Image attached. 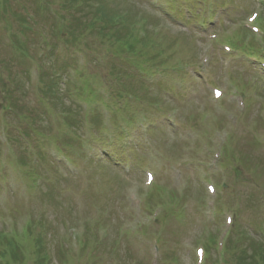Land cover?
<instances>
[{
    "label": "rangeland",
    "instance_id": "obj_1",
    "mask_svg": "<svg viewBox=\"0 0 264 264\" xmlns=\"http://www.w3.org/2000/svg\"><path fill=\"white\" fill-rule=\"evenodd\" d=\"M34 1L0 0L1 25L4 24L13 38L16 37L21 42L29 57L36 58L27 62L28 59L20 55L18 46L15 48L17 54L11 56L13 47L10 46L9 52L0 42V75L9 74L10 79V85L5 88L7 96L3 102L4 105L6 103L14 105L17 112L15 117H12L14 113L9 115L4 110L0 112V124L5 126V128L0 126V231L7 232L13 228L12 232L21 235V232L30 225L32 233L40 237L42 247L48 254L42 255L43 258H49L50 264H60L64 260L72 261L70 264H115L111 262L149 264V257L153 253L149 251L153 238L161 240L164 264H195L193 247L197 240L204 236L207 229L212 227L210 233L215 235L217 233L215 226H222V218L218 215L214 223H209L214 218L212 212L207 211L208 209L206 211L198 209L199 202L203 201L202 199L208 200L210 196L202 192L197 183L200 178L209 177L218 192L226 196L229 205L232 198L239 200L237 203L239 216L235 228L240 231L242 237L236 243L237 251H231L229 261L225 263L238 264L233 260V256L238 252H244L246 264L250 263L249 256L254 253V248L264 250V235L260 233L262 228L264 229V202L260 200L259 203L258 200V198L264 200V147L263 149L257 147L254 144L257 139L249 134V131L257 127V132L253 131L256 132L258 140L264 135V121L258 118L261 108H264V79L254 67L241 71L246 66L248 54L243 52L233 61L232 71L235 72L236 86L244 91L241 96L249 94L252 112L245 113V118L239 116V120L233 125L234 121L230 122L224 110L214 109L196 71V63L201 55L205 52L210 53L212 62L204 76L211 81L209 82L211 85L225 84L226 78L221 75V71L229 68L227 62L218 57L217 50L209 44L205 32L201 33L195 25H190L191 22L188 23L190 26H183L176 21L181 27L178 29L159 17L160 8L161 11L167 9L166 0H81L83 6L78 8L74 7L75 2L67 3L65 0H36L38 5L47 11L54 9L63 18V26L56 24V17L52 14L54 11L50 14L46 11L49 16L46 18L47 22L41 21L34 11L36 10ZM167 1L171 2L174 12H179L180 15L176 13L177 16L184 21L188 20L186 13H191L196 17H205V23L212 22L209 33H216L219 29L224 32L231 24H237L254 9L262 10L264 15L262 6L264 0H213L214 15H208L205 11L206 0ZM89 3H92V6L88 7ZM89 9L90 11H87ZM114 16H119L120 20L113 18L114 27L111 22V28L107 29L106 22ZM145 16L152 18L155 25L145 27L148 34L145 40L150 38L153 44L146 45L142 50L131 51L133 42L129 39H134L135 28H139L135 23L139 21L138 17ZM96 18L101 19V25H93L92 21ZM128 19L131 23H128ZM170 21L173 22L172 19ZM125 25H128L127 32L120 33L124 31L122 27ZM153 28L160 29L159 37L152 35ZM34 29L40 30L41 36L35 33ZM99 32L105 37H100ZM0 33L3 39L7 38V31L1 29ZM79 34L84 35L82 38L84 48L88 46V36L90 40L97 36L95 42H98L99 46H96V52L91 53L92 56H87V52H81V55L76 54L78 59L72 61L64 56L61 50L75 53L78 50L77 46H80L76 36ZM240 34L246 35L242 30ZM195 35L196 41L193 38ZM12 36L10 35V38ZM34 41L40 43L39 53L43 56L42 60L37 58L38 49H34L32 44ZM101 49L108 52H129L132 57L129 62L134 64L136 63L133 59L137 61L144 58L150 65L173 67L183 65L180 71L183 82L179 80V84H173L172 80L177 78L174 74H166L165 77L156 73L151 76H140L137 68L127 66L128 62H125V65L113 63L109 55L106 57L105 65L100 66L95 63L94 56H100L103 53ZM92 50L93 48H90L89 51ZM35 60H41L40 78L43 87L48 83L47 91L51 101L41 99L42 94L33 87L36 80L33 71L30 70L29 73L28 68L30 69ZM69 61L78 69L89 65L91 69L95 63L97 67L100 66L95 71L103 76L107 74L104 67H108L106 69L109 71L114 68L113 71L120 73L123 78L120 79L117 73H113L111 77L117 84L109 85L114 87L113 91L118 98L115 101L120 105L111 107L109 101L105 102L104 97L99 101H94L86 95L73 97L76 103L71 110L74 113L71 111L67 116L70 126H66L59 133L60 118L57 113H61L62 110L70 111L67 104L71 102L69 99L66 102L62 89L68 86V77L62 73V69H65L62 64ZM90 78L89 74L83 76L81 85L77 87L78 93L96 96L97 93L92 89H102L98 86L99 81H94L91 89L88 85ZM0 80L8 83L2 78ZM122 103L126 113L124 110L123 112L115 110L121 108ZM246 103L249 109V101L246 100ZM225 104H222V108ZM209 105L213 107L212 112ZM8 107L7 105L5 110ZM202 107L207 116L204 119L199 114ZM169 111L175 112L169 116L175 121L174 127L167 124L165 113ZM141 118L145 123L140 122ZM236 119L238 117L234 118ZM252 121L255 124H250ZM85 125L91 129L83 136L82 129ZM139 125L144 128L149 126V133L144 128L140 132ZM116 128L119 140L116 139L118 138ZM5 129L4 136L2 132ZM190 129L197 130L194 133L196 144L193 145L185 142L187 140L185 130ZM102 132L112 138L111 142L106 139L108 144H113L112 148L105 147L103 143L106 141L101 143L97 139L90 140L91 134L99 139L103 138ZM223 133L229 139L228 150H231V155L224 151L223 158L228 164L227 169L225 171L218 167L215 171L213 169L215 162L210 157L212 152L215 153L213 147L219 144L217 138L223 136ZM212 137L214 141L206 144L204 138ZM55 138L58 150L66 153L79 171L76 176L63 173L61 171L63 169L57 167L56 161L50 157L49 150L55 149L52 144ZM105 150L111 155L109 158L101 156ZM155 150L163 152L172 167H179L174 166L173 161L180 160L184 163L185 159L190 158L191 162L201 165V168H194L193 177L189 173L185 174V168L181 167L182 176L177 179L170 165L158 161L154 155ZM179 152L182 157H178ZM209 152L211 153L207 156ZM95 154L98 155L101 164L89 159ZM20 157L25 159L34 179H38L39 182L43 180L42 185L35 186L32 182L30 188V184L22 177L23 174L17 167ZM144 162L152 164V167H155L153 171L158 168L161 170V175L159 173L157 175L158 179L162 180L160 185L158 184L162 189V195L157 198L160 192L153 193L150 190L152 198L156 200L155 204H163L164 198L172 204L180 203L179 206H173L169 202L166 211L163 212L162 223L156 227L153 226L154 222L147 223L146 218H142V214L140 215L138 209L134 207L137 198L143 196L140 167ZM235 163H239V166ZM124 166L131 170L128 175L123 172ZM15 169L16 188L28 183L29 189L24 198L18 197L16 189L9 187ZM236 170L239 182L233 179ZM252 183L254 184L250 185ZM222 186L225 187L221 188ZM130 189L135 190L127 194ZM144 199L145 206L147 203L149 208L147 213H150V209L155 205L145 195ZM226 211L235 217V213L228 206H223L222 213ZM98 222L100 225H95ZM120 225L122 227H119ZM118 228L121 229L120 233ZM95 229L105 230L106 236L102 241L98 238L100 230L97 231V241L101 242L103 248H98L97 253L93 254L89 243L96 242ZM86 230H89L90 240L84 242L85 251L83 249L80 255L76 254L79 242L86 238V236L83 238ZM123 233L134 234L136 240H128ZM142 235H146V238ZM235 237L233 235L232 239ZM2 240L4 239H0L1 250L10 251L12 247ZM132 242L135 243L130 245ZM23 246L15 250V254L9 252V258L5 257V260L7 259L10 264H30V255L35 256L32 251L34 244L30 243V249ZM102 250L105 254H100ZM70 252L73 253V257ZM215 259L220 260L219 254L215 250H209L207 264Z\"/></svg>",
    "mask_w": 264,
    "mask_h": 264
},
{
    "label": "trees",
    "instance_id": "obj_2",
    "mask_svg": "<svg viewBox=\"0 0 264 264\" xmlns=\"http://www.w3.org/2000/svg\"><path fill=\"white\" fill-rule=\"evenodd\" d=\"M76 1L77 0H75V1L70 0V3H73V2H76ZM90 6H92V3H89L88 7H90ZM87 11H90V9L87 10ZM149 42L150 41H148L147 43H149ZM34 238H35L34 245H35V247L37 248V251H38L37 252V256L38 257H37V261L36 262H37V264H43V261L41 260V257H42V255L45 254L44 253L45 251L43 252L42 242H40L39 237H34ZM10 242H9V244H12V242L11 243ZM9 252H12L13 254H15V248L12 247V249ZM236 259H237L238 263H245L247 261V258L244 255V252H240L239 254H237Z\"/></svg>",
    "mask_w": 264,
    "mask_h": 264
},
{
    "label": "snow or ice",
    "instance_id": "obj_3",
    "mask_svg": "<svg viewBox=\"0 0 264 264\" xmlns=\"http://www.w3.org/2000/svg\"><path fill=\"white\" fill-rule=\"evenodd\" d=\"M253 19H255V17H253ZM216 95L219 96L220 93L217 91ZM149 179H151V177H149Z\"/></svg>",
    "mask_w": 264,
    "mask_h": 264
}]
</instances>
